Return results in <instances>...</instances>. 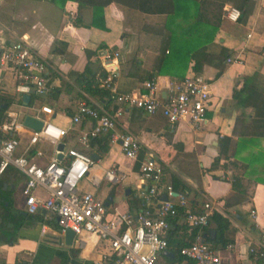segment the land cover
<instances>
[{"label": "crops", "instance_id": "obj_1", "mask_svg": "<svg viewBox=\"0 0 264 264\" xmlns=\"http://www.w3.org/2000/svg\"><path fill=\"white\" fill-rule=\"evenodd\" d=\"M206 1L208 7L203 12L206 16L220 11L217 8L221 5L224 10L244 7L240 0ZM237 2V6H233ZM248 10L243 21L234 23L222 19L214 42L208 44L201 58V74L210 81L211 92L207 119L199 129L187 121L171 125L161 114L152 116L130 107L124 108L118 126L119 131L129 132L138 140L142 159L152 156L163 164L164 183L171 186L172 178L177 179L191 191L189 203L202 207L210 202L215 212L228 219L229 234L234 241L218 250L222 264H256L248 254L249 247L264 233V120L255 119L250 107L235 109L232 100L238 80V89L245 76L259 74L258 83L262 85L264 81V0H250ZM93 11L90 7L83 8L80 11L82 25L74 26L77 15L74 2L62 8L52 0H0V51L10 43L23 40L46 63L53 90L39 96L32 106H49L55 112L54 117L45 113L41 116L69 129L61 143L64 149H81L100 157L97 166L81 180L80 190L90 191L105 201L108 214L154 212L159 201L147 203L140 197L144 182L135 169L136 163L126 158L116 144L108 142L107 152H104L99 145L79 143L80 132L92 127L93 121L85 120L72 127L71 117L81 101L112 109L113 104L106 105L98 95L85 91L80 76L86 65L92 72L100 73L105 53H119V92H146L145 83H139L134 77L141 73L133 70L130 60L139 58L141 68L151 72L165 45L161 31L165 18L163 15L143 16L119 4H111L102 12L103 30L91 26ZM223 49L231 52L234 61L225 62L224 72L217 76L216 66L223 62ZM193 64L194 61L189 64L187 73ZM175 83L177 81L168 75L156 78L162 95ZM5 95L13 97L6 112H18L24 118L33 113L29 105L22 106L23 94L18 92L15 73L0 64V96ZM221 138H229L231 142L226 157L218 162ZM26 143V135H22L20 152ZM34 148L42 152L35 157L38 165L46 164L53 157V146L47 141L41 140ZM111 167L118 170L117 183L103 178ZM233 180L237 181V190L232 189ZM23 185L24 176L14 168L10 167L1 176L0 264H100L96 237L85 234L81 243L75 238L72 245H67L65 234L46 218L45 208L36 214L27 213ZM36 195L46 198L47 192L37 190ZM253 210L256 211L254 217L250 213ZM183 225V220L177 222L180 233H184ZM210 229L216 237L213 225ZM173 259L174 254L167 249V253L158 256L156 264H191L188 259L181 262Z\"/></svg>", "mask_w": 264, "mask_h": 264}, {"label": "built area", "instance_id": "obj_2", "mask_svg": "<svg viewBox=\"0 0 264 264\" xmlns=\"http://www.w3.org/2000/svg\"><path fill=\"white\" fill-rule=\"evenodd\" d=\"M241 11L228 8L226 19L236 23ZM119 53L102 56V70L106 78L99 79L100 87L108 91L109 100L118 105L112 112L86 101L79 102L76 114L71 117L72 127L85 120L93 121L92 127L81 131L78 141L84 146L89 140L107 136L110 144H116L126 158L134 163L140 162L139 174L144 186L140 197L147 203L159 201L154 212L146 210L136 214L130 212L107 213L105 201L90 191L80 190L81 180L86 178L98 162L91 153L76 148L57 150L67 136L64 129L41 116L45 113L54 117L49 106L28 108L31 116L42 120L40 131L24 126V116L18 112H6L7 116L0 127V179L10 167L24 176L22 193L26 197L27 213L36 214L41 208L47 211L46 218L54 223L60 232L70 230L79 243L85 234L97 238L100 250V264H156L158 256L168 249L167 234L170 221L183 220L189 229H198L195 240L181 249L180 256L194 264H222L218 251L213 249L204 235V227L215 212L210 202H206L201 213H194L186 194L177 193L170 184L163 182L164 167L152 156L141 159V145L129 132L119 131V118L125 107L135 108L148 115L164 116L171 125L190 122L199 129L207 119L210 102L211 83L202 74L191 68L185 79L170 85L162 95L157 89L156 80L144 84L146 92H119L117 81L120 77ZM234 60L228 58L226 63ZM0 64L15 73L20 94L34 93L37 97L48 94L53 86L46 74V63L38 57L25 41L10 43L0 51ZM119 92V93H118ZM21 105V104H20ZM26 135L27 143L21 150V136ZM41 140L53 146V157L38 165L35 157L42 152L34 147ZM62 154L63 158L58 156ZM118 170L111 167L103 178L117 183ZM47 192L46 198H39L37 190ZM162 195L167 200L160 199ZM252 211L251 216H255ZM249 256L256 264H264V233L249 247Z\"/></svg>", "mask_w": 264, "mask_h": 264}, {"label": "trees", "instance_id": "obj_3", "mask_svg": "<svg viewBox=\"0 0 264 264\" xmlns=\"http://www.w3.org/2000/svg\"><path fill=\"white\" fill-rule=\"evenodd\" d=\"M55 3L60 4L62 8L68 2H74L77 5V15L74 20V26L82 25L80 11L83 8H92L93 19L91 22L92 27L100 28L105 30L101 22L102 12L104 8L111 4H119L124 8L132 10L143 16H164V22L162 26V35L164 36L165 42L164 47L158 54L155 63L152 66L151 72L144 71L141 68V60L135 58L130 60L131 67L140 75H134L139 83H146L148 81L156 80L160 75H168L172 80L181 82L185 79L187 74V69L189 64L194 61L192 65V70L195 73L201 74L203 63L201 58L205 56L206 47L208 44H212L218 33V29L222 23V19H226L225 13L227 9L224 10V5L217 8V11L213 16H206L203 12L207 9L206 0H52ZM243 3L239 5L238 21H243L247 14L249 13L248 7L250 5V0H240ZM238 2L233 4L237 6ZM223 13V15H222ZM222 55H224L223 62L216 66L220 76L224 72L226 66V60L231 58V52L227 49L222 50ZM100 73H95L91 71V68L86 65L85 69L80 76L83 79L84 89L91 95H98L100 99L105 103L113 104L112 109L109 111L114 112L118 105L109 100V93L105 89L100 87L99 79L106 78L107 73L103 70ZM260 75L255 74L251 76H245L243 78V85L238 89L237 86L232 94V100L234 101L235 109L250 107L253 109V117L257 120H264V81L260 85L258 81L260 80ZM130 92V91H125ZM119 93V92H118ZM30 103L31 107L36 99L38 98L34 93H30ZM13 97L9 95L0 96V125L4 122L6 118V110L12 104ZM5 104V107L1 105ZM243 113V112H242ZM241 113V114H242ZM108 137L100 136L98 138L89 140L90 146L99 145L100 150L107 152ZM229 138H221L219 140V147L221 149L220 157L216 160L220 162L222 157H226V153L229 148L230 143ZM142 159V157H141ZM135 169H140V162L135 165ZM232 189L237 190L238 184L236 180H233ZM171 187L176 193L186 194L187 198L190 195V190L183 183L175 178L171 180ZM194 213H201L203 211L202 207L195 206L194 202H190ZM179 220L170 221L171 228L167 234L168 249L174 254V261L181 262L186 260L180 256L179 252L186 246H189L198 234V229H189L187 225H183L184 233H180L177 226ZM211 225H213V230L217 232L215 239H212L210 235ZM205 239L211 247L215 250H222L231 245L234 241L230 237L229 232L230 223L227 218L223 217L221 214L214 212L209 219L208 225L204 228ZM189 232V234L187 233ZM179 232V233H178ZM187 234V235H186ZM189 261L193 264L192 261Z\"/></svg>", "mask_w": 264, "mask_h": 264}, {"label": "water", "instance_id": "obj_4", "mask_svg": "<svg viewBox=\"0 0 264 264\" xmlns=\"http://www.w3.org/2000/svg\"><path fill=\"white\" fill-rule=\"evenodd\" d=\"M21 103H22V106L27 107L29 105V103H30V96L27 95V94H23L21 96ZM5 106H6L5 104L1 105V107H5ZM23 124H24V126H26L27 128H29L31 130L40 131V129L43 126V121L42 120H39V119H37V118H35V117H33V116L30 115V116H26L24 118ZM63 148H64L63 145L62 144H59L58 147H57V150L59 152H62L63 151ZM92 157L96 161L100 160V157L98 155H96V154L92 155ZM58 158L59 159H62L63 158V155L60 154L58 156ZM177 195L178 194L175 193V196H177ZM163 199L164 200H167L168 197L167 196H164ZM211 234L213 235V237H215V234L216 233L214 231H211ZM65 239H66L67 245H72L73 244V241L75 239V234L73 232H71L70 230H66L65 231ZM164 253H167V251H165Z\"/></svg>", "mask_w": 264, "mask_h": 264}]
</instances>
